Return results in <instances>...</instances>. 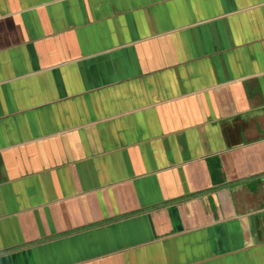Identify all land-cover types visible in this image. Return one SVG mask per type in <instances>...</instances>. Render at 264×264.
Wrapping results in <instances>:
<instances>
[{
  "label": "crops",
  "instance_id": "1",
  "mask_svg": "<svg viewBox=\"0 0 264 264\" xmlns=\"http://www.w3.org/2000/svg\"><path fill=\"white\" fill-rule=\"evenodd\" d=\"M0 264H264V0H0Z\"/></svg>",
  "mask_w": 264,
  "mask_h": 264
}]
</instances>
